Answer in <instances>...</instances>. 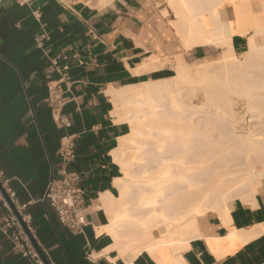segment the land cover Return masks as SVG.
<instances>
[{"label": "crops", "instance_id": "obj_1", "mask_svg": "<svg viewBox=\"0 0 264 264\" xmlns=\"http://www.w3.org/2000/svg\"><path fill=\"white\" fill-rule=\"evenodd\" d=\"M164 3L3 0L0 5V169L18 202H31L27 210L33 239L51 264H127L116 250L106 252L114 240L96 230L108 223L102 196L120 195L124 172L113 152L130 132L128 122L113 114L109 91L172 77L174 59L199 62L213 54L211 46L183 47L171 23L176 18H170L173 14ZM41 35L45 39L38 46ZM241 38L234 40L235 51L242 46ZM54 57L69 65L70 80L59 82L64 97L60 114L70 121L67 126L47 101L49 87L61 78L57 71L49 72ZM153 57L165 65L133 72ZM68 137L75 141L76 152L68 170L81 175L88 206L89 224L83 233L62 225L53 208L40 201L51 179L61 173L59 151ZM254 199L256 207L239 198L230 202L231 227L250 230L264 224V184ZM199 226L202 237L192 238L183 251L187 264H264V233L217 258L205 238H224L229 228L216 213L200 217ZM0 264H28L1 230ZM132 264L158 262L142 252Z\"/></svg>", "mask_w": 264, "mask_h": 264}, {"label": "bare ground", "instance_id": "obj_2", "mask_svg": "<svg viewBox=\"0 0 264 264\" xmlns=\"http://www.w3.org/2000/svg\"><path fill=\"white\" fill-rule=\"evenodd\" d=\"M167 3L176 16L172 23L183 47L221 46L222 56L199 66L174 59L170 61L175 70L172 77L109 91L113 114L130 125V132L120 138L113 152L126 176L116 181L121 189L118 197L102 196L108 223L96 230L114 240L106 252L116 250L127 264L142 252L150 253L158 264H187L183 251L192 238L202 237L199 218L207 212L219 215L229 228L224 238H205L217 258L264 233V224L235 229L229 216L233 199L254 206L252 200L264 184V74L262 78L247 75L248 67L264 55V47L257 43V35L264 33V0L258 5L254 0ZM249 30L253 35L241 61L234 36H244ZM165 63L153 57L150 64L132 70L142 73ZM214 64L223 75L221 71L218 75ZM231 71L244 73L245 81L251 76L253 82L235 84L240 75L231 82L238 76L233 73L230 78ZM211 90L218 102H213ZM216 126L218 135V130L216 135L212 130ZM141 135L148 138L142 140ZM139 145H145V150ZM135 148L147 153L143 171L133 170L136 156L130 151Z\"/></svg>", "mask_w": 264, "mask_h": 264}, {"label": "built area", "instance_id": "obj_3", "mask_svg": "<svg viewBox=\"0 0 264 264\" xmlns=\"http://www.w3.org/2000/svg\"><path fill=\"white\" fill-rule=\"evenodd\" d=\"M3 0H0V5ZM45 35L36 39L38 46L43 44ZM51 71H57L61 78L58 84L49 87L50 96L47 99L57 119L62 125H70V121L63 119L60 114L64 97L59 87V82L69 81V65H60L59 57L51 59ZM61 160V173L53 177L49 182L40 201L47 204L55 211L58 220L62 225L70 230L83 233L89 224L88 206L86 203L84 190L81 186V175L76 171L68 170V166L76 157L75 141L68 137L59 151ZM31 202L19 203L16 191L10 184L9 179H5L3 171L0 169V230L17 247L22 258L28 264H46L43 254L45 252L35 244L32 234V216L27 208ZM51 264V263H50Z\"/></svg>", "mask_w": 264, "mask_h": 264}, {"label": "rangeland", "instance_id": "obj_4", "mask_svg": "<svg viewBox=\"0 0 264 264\" xmlns=\"http://www.w3.org/2000/svg\"><path fill=\"white\" fill-rule=\"evenodd\" d=\"M255 2H256V4L258 5V3L260 2V0H254ZM164 7L165 8H168V9H170L169 8V4L167 3V0H164ZM166 10V9H165ZM164 10V11H165ZM172 12V11H171ZM172 16L170 17V18H176V16L174 15V13L172 12ZM258 14H260V13H257V15ZM172 23V22H171ZM172 25L174 26V28H175V30H176V32H177V34H179L178 33V31H177V29H176V27H175V25L172 23ZM180 35V34H179ZM253 35V31H248V32H246L245 33V35L244 36H242L243 38H241V39H243V43H242V46L240 47V48H237L236 49V51H235V53L238 55V57L241 59V61H244V59H245V54L247 53V50H248V41H249V38L251 37ZM239 36H237V35H235L234 36V40L236 41V39L238 38ZM181 38V37H180ZM262 38V39H261ZM264 33L262 32V33H260V34H258L257 35V43H258V45H259V47L260 46H262V47H264ZM263 42V43H262ZM211 48H212V50H213V54H212V56L209 58V59H207V60H205V61H199V62H190V61H188V63H189V65H191V66H199V65H201V64H203V63H207V62H215L219 57H221L222 56V48H221V46H215V45H211ZM258 59V60H257ZM254 62H253V65H254V67H252L253 65H251L250 67H248V69L247 70H249V71H251V72H249L248 73V71H247V73L245 72V75L247 74V75H250V73H254V75L256 74H260V78H262L261 76V73L262 74H264V63L262 64V60L261 59H263L264 60V55H262V56H260V57H258ZM258 62V63H255V62ZM261 61V62H260ZM255 64L258 66V67H256L255 68ZM215 65V66H214ZM214 65H212L215 69H217L218 67H216V66H218L217 64H214ZM255 68V69H254ZM251 69H253V70H251ZM263 69V70H262ZM245 70V69H244ZM244 70H242L241 72H243ZM221 71V69H217V73H218V75H219V72ZM255 71V72H254ZM258 71V72H257ZM259 71H260V73H259ZM232 72V71H231ZM229 72L228 74H229V77L230 78H232L231 76H234V74L233 73H236L238 76H234L233 77V79H231V82H232V80H234L235 78H238L239 77V75H240V77L239 78H241L243 81L241 82L240 81V79L238 78V80L236 79L235 81H236V83H235V81H233L235 84H239L238 82H240V84L241 83H245V82H253V81H251V79H249V77L251 78V76H248L247 77V80L245 81L244 79L245 78H243L242 76L244 75V73H240V71L237 73L236 71L234 72ZM221 74L223 75V73H222V71L220 72V76H221ZM228 74H227V76H228ZM230 74H231V76H230ZM246 75V76H247ZM251 75H253V74H251ZM253 75V76H254ZM255 75V76H256ZM245 76V77H246ZM264 76V75H263ZM257 77V76H256ZM254 77H252V79H253ZM254 79H257V78H254ZM233 83V84H234ZM247 84H249V83H247ZM205 86H206V84H205ZM207 87V86H206ZM205 90V89H204ZM207 90H209L210 91V89H207ZM211 98L213 99V102L215 101V102H218V100L216 101V99H217V97H218V95H215V94H213V91L211 90ZM214 96H215V98H214ZM217 96V97H216ZM218 99H219V97H218ZM180 100V99H179ZM178 100V102H180ZM166 101V100H165ZM182 101V100H181ZM184 101V100H183ZM183 101H182V103H183ZM167 102H168V100H167ZM166 102V103H167ZM220 102V101H219ZM209 108H211V107H209ZM209 110V109H208ZM202 114H204V113H202ZM214 124V123H213ZM218 125V124H217ZM215 126V125H214ZM213 127V126H212ZM217 128H218V126H216ZM221 126H220V124H219V128H220ZM219 128L218 129H216V128H213L212 130L214 131V129H215V134L214 135H216V130H218L219 131ZM222 129V128H221ZM212 130H210L212 133H213V131ZM217 131V132H218ZM210 132V133H211ZM211 133V134H212ZM220 133V131L217 133V135ZM148 138V136H145V135H141L140 136V138ZM141 138V139H142ZM155 138V137H154ZM153 138V139H154ZM155 139H157V138H155ZM143 140V139H142ZM139 146H141L142 147V149L143 150H145L143 147H145V145H139ZM141 149V148H140ZM142 149H141V151H139L138 150V148H135V149H132L130 152H131V154L132 155H134L133 156V158L135 159V161H134V163H135V166L133 167V170H135V167L137 168V170H145V163L147 162V160H145V159H147L146 157H147V153H145L144 151H142ZM133 151V152H132ZM136 153V154H135ZM145 158V159H144ZM133 159V160H134ZM138 160V161H137ZM134 165V164H133ZM124 176H126V174L124 173ZM143 176V175H142ZM139 178L141 177V175H139L138 176ZM162 194V193H161ZM158 204V203H157ZM156 204V205H157ZM153 205H155V203L153 204ZM208 213H213V212H207L206 214H208Z\"/></svg>", "mask_w": 264, "mask_h": 264}, {"label": "water", "instance_id": "obj_5", "mask_svg": "<svg viewBox=\"0 0 264 264\" xmlns=\"http://www.w3.org/2000/svg\"><path fill=\"white\" fill-rule=\"evenodd\" d=\"M34 242H35V240H34ZM35 244H36V242H35ZM43 257H44V260H45L46 264H50V261L48 260V258L44 254H43Z\"/></svg>", "mask_w": 264, "mask_h": 264}]
</instances>
